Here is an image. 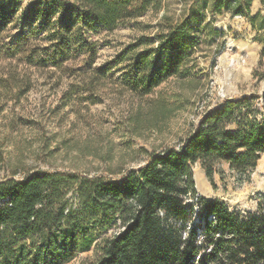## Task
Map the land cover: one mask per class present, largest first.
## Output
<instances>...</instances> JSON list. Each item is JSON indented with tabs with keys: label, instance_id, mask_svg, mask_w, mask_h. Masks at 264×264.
Wrapping results in <instances>:
<instances>
[{
	"label": "trees",
	"instance_id": "obj_1",
	"mask_svg": "<svg viewBox=\"0 0 264 264\" xmlns=\"http://www.w3.org/2000/svg\"><path fill=\"white\" fill-rule=\"evenodd\" d=\"M25 1L0 0V61L16 60L0 77L7 94L13 85L22 94L31 89L32 68L82 58L87 71L80 77L88 90L117 80L113 70L122 67L126 91L144 99L187 72L202 31L222 34L214 23L223 14L246 18L264 48V0L256 14V0H208L209 18L201 10L178 19L163 16L153 39L142 37L93 67L96 50L88 34L96 26L114 31L160 10L162 0H34L28 14ZM21 21L22 37L11 49L4 42L7 31ZM258 101L256 95L223 100L177 145L117 173L22 165L6 173L0 160V264H64L92 248L93 260L83 264H264V201L254 213L232 210L201 196L193 173L199 164L213 183L222 166L241 175L257 166L264 156V107Z\"/></svg>",
	"mask_w": 264,
	"mask_h": 264
},
{
	"label": "rangeland",
	"instance_id": "obj_2",
	"mask_svg": "<svg viewBox=\"0 0 264 264\" xmlns=\"http://www.w3.org/2000/svg\"><path fill=\"white\" fill-rule=\"evenodd\" d=\"M33 1L23 3L26 14ZM207 1L162 0L160 10H149L114 31L96 26L88 34L96 50L93 67H102L142 37L153 39L163 16L178 19L201 10L209 18ZM259 8L255 3L252 11ZM19 24L7 31L4 40L11 49L22 37L24 24ZM31 25H26V31ZM214 27L222 34L215 37L207 28L202 31L201 46L189 52L187 72L169 78L144 99L126 91L122 67L113 70L117 80L88 90L80 77L87 71L81 69L82 58L59 67L32 68V86L25 94L15 85L12 94L0 86V160H4V172L22 165L32 171L117 173L138 167L152 153L177 145L205 111L225 99L256 95L259 106L264 107V48L257 41V32L246 18L230 14L219 16ZM9 63L15 65L16 60L0 61V77L5 76ZM74 82L80 85L72 88ZM193 173L201 196L219 199L232 210L254 213L264 201V156L245 175L222 166L213 183L199 164L194 165ZM94 256L92 248L64 264H83Z\"/></svg>",
	"mask_w": 264,
	"mask_h": 264
},
{
	"label": "crops",
	"instance_id": "obj_3",
	"mask_svg": "<svg viewBox=\"0 0 264 264\" xmlns=\"http://www.w3.org/2000/svg\"><path fill=\"white\" fill-rule=\"evenodd\" d=\"M255 3H256V4L258 3V4H259V6H260V3H259V1H258V0H256V1L254 2V4H255ZM260 8H261V6H260ZM260 8H259V9H257V11H256V12H253V14H256V13H257V12L260 10Z\"/></svg>",
	"mask_w": 264,
	"mask_h": 264
}]
</instances>
